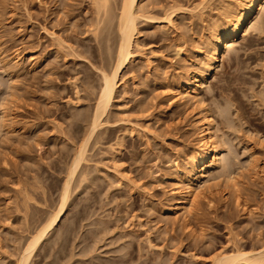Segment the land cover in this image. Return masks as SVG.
Returning <instances> with one entry per match:
<instances>
[{
	"label": "rangeland",
	"instance_id": "374dc122",
	"mask_svg": "<svg viewBox=\"0 0 264 264\" xmlns=\"http://www.w3.org/2000/svg\"><path fill=\"white\" fill-rule=\"evenodd\" d=\"M242 1L141 3L135 48L143 57L123 68L108 123L87 147L62 219L29 264H213L239 247L263 248L264 8L205 73L200 104L172 96L173 81L198 69L195 52L204 56ZM172 7L175 28L161 21ZM95 8L93 0H0V264H17L58 209L95 107L99 69L112 67L111 41L94 31ZM234 74L240 80L229 84ZM205 114L221 163L191 213L170 216L171 180L198 149Z\"/></svg>",
	"mask_w": 264,
	"mask_h": 264
},
{
	"label": "bare ground",
	"instance_id": "6f19581e",
	"mask_svg": "<svg viewBox=\"0 0 264 264\" xmlns=\"http://www.w3.org/2000/svg\"><path fill=\"white\" fill-rule=\"evenodd\" d=\"M93 1L96 5L95 9H97V26L94 31H99V37H101L100 42L105 41L108 43V41H111V44H108L107 47L113 50V64L111 68L99 69L102 82L96 98L95 107L92 115L89 116L90 119H88L87 133L84 135L85 138L83 137L80 145L76 147L75 154L66 170V181L62 189L59 207L49 215L46 222L29 238L28 242H26L17 264H29L40 243L58 226L64 210L69 203L71 182L73 178L80 173V167L83 165L82 162L86 161L87 147H89L88 145L93 137L102 133L100 128L103 124L106 122L108 123L107 117L109 109L112 105V100L115 98L117 88L119 87L123 68L132 63V61L140 60L143 57L135 46L137 45V37L140 33L138 20L139 17H141V12H139V8L144 0ZM261 8H264V0L242 1V5L231 15L229 20L224 23L222 29L217 30L216 33L213 34L214 37L206 42L204 46L206 51H204V56L200 57L201 52H195L194 57L200 58L199 64L201 66L199 65L198 67L200 70L195 69L194 71L187 72L184 78L173 81V98L193 101L194 104L201 103L200 91L207 79L205 73H210V71L218 65L223 56L224 48H232L234 43L239 40V37L243 34V37L246 36L247 31L254 27L253 18ZM175 12L176 9L172 7L170 10L166 11L161 21L165 22L166 26L175 28ZM149 18L151 17H148V19ZM151 20H153V18ZM53 36L56 35L53 33ZM55 40L60 46H64L65 42L60 36H57ZM101 47L102 44L100 43V48ZM100 48L98 50H100ZM104 53L106 54V52ZM178 53H181V51H178ZM238 57L239 55L235 54L231 59L236 62ZM16 59H19V55H16ZM150 60L145 59L148 64L152 62V60ZM201 70H205V72L202 74V72H200ZM239 80L240 77L234 74L228 83L232 84ZM6 115H8L6 108L2 109L1 118L4 119L3 117H6ZM198 138V149L195 154L191 157V160L189 159L190 161L187 164L185 163V167H177V177L171 180L173 182L172 184L176 185L172 190L173 195L176 197L174 198L170 210L167 212L170 216L176 217L179 213L184 212L183 217L185 218L188 216L187 214L191 213V208L195 206L197 199L204 197L206 191L211 187L207 185V182L211 178L214 169L221 163V148L218 144V140L215 138L213 120L211 116L207 114L199 117ZM262 171L264 172V170ZM117 179L118 182L123 183L126 176L123 173L117 172ZM262 247L263 248L260 250L254 247L250 251H246L244 248L239 247L235 250L233 255H225V257L219 255L215 258L213 264H225L227 262L264 264V244Z\"/></svg>",
	"mask_w": 264,
	"mask_h": 264
}]
</instances>
